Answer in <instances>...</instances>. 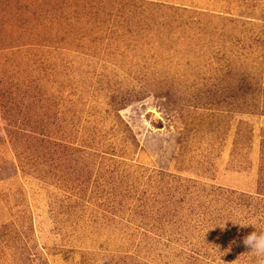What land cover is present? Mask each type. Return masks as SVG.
Masks as SVG:
<instances>
[{
    "label": "rangeland",
    "instance_id": "1",
    "mask_svg": "<svg viewBox=\"0 0 264 264\" xmlns=\"http://www.w3.org/2000/svg\"><path fill=\"white\" fill-rule=\"evenodd\" d=\"M236 217L264 0H0V264H251Z\"/></svg>",
    "mask_w": 264,
    "mask_h": 264
},
{
    "label": "clouds",
    "instance_id": "2",
    "mask_svg": "<svg viewBox=\"0 0 264 264\" xmlns=\"http://www.w3.org/2000/svg\"><path fill=\"white\" fill-rule=\"evenodd\" d=\"M227 220H231L234 225H238L241 228L248 227L249 225L254 226L255 230L246 235L242 243L249 249L247 253L251 259V264H264V228L257 227V224L249 222L243 217L228 218L216 224L221 229H225L227 227L225 223ZM228 250L230 251V248ZM223 254L221 253V255Z\"/></svg>",
    "mask_w": 264,
    "mask_h": 264
}]
</instances>
